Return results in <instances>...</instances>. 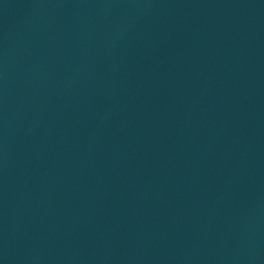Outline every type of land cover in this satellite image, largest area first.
<instances>
[{"label":"water","instance_id":"95a60500","mask_svg":"<svg viewBox=\"0 0 264 264\" xmlns=\"http://www.w3.org/2000/svg\"><path fill=\"white\" fill-rule=\"evenodd\" d=\"M0 264H264V0H0Z\"/></svg>","mask_w":264,"mask_h":264}]
</instances>
